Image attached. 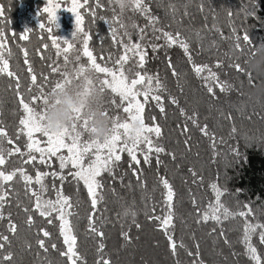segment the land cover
<instances>
[{
    "label": "trees",
    "instance_id": "trees-1",
    "mask_svg": "<svg viewBox=\"0 0 264 264\" xmlns=\"http://www.w3.org/2000/svg\"><path fill=\"white\" fill-rule=\"evenodd\" d=\"M46 4L0 0V264H264V0ZM31 116L97 138L92 190Z\"/></svg>",
    "mask_w": 264,
    "mask_h": 264
},
{
    "label": "rangeland",
    "instance_id": "rangeland-1",
    "mask_svg": "<svg viewBox=\"0 0 264 264\" xmlns=\"http://www.w3.org/2000/svg\"><path fill=\"white\" fill-rule=\"evenodd\" d=\"M46 1L47 4L45 5V8L49 12L50 18L52 16L56 18V26L58 28L62 26L61 17L63 15L65 16L66 21H69L71 18L76 20L79 17V0H68V7L66 9H62L61 11H58L57 2L64 0ZM116 78L118 82L115 85L118 87V89H121L125 92L130 86L124 83L125 80L122 77L116 76ZM133 98L134 101L130 102L128 106V110L132 116L125 122V126L127 127L125 131L126 134L129 135H131L134 130L144 131L141 117V105L135 94H133ZM22 128L28 147L32 149L33 153L36 154L40 160L50 161V156L55 155L58 157L61 167L70 166L75 168L78 173L77 175L86 182L89 189L92 190L94 188L95 176L100 169L98 160H95L93 164L88 166L84 155L89 150H93L95 147L99 146L97 138L92 137V140L85 141V143H81L78 140H72L66 129L54 127L44 130V127L41 128L33 116L27 118L22 123ZM91 130L94 129L92 128ZM65 137H68V139H65ZM62 223H64L62 227L64 236L67 238L71 237L70 233L68 232L67 223L64 220ZM146 249L147 251H150L148 246H146ZM20 263L21 261L18 259L17 264Z\"/></svg>",
    "mask_w": 264,
    "mask_h": 264
}]
</instances>
